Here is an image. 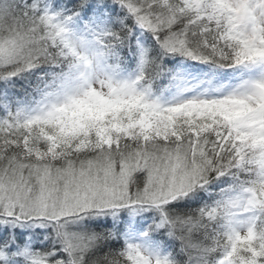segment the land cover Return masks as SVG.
<instances>
[{
    "label": "snow or ice",
    "instance_id": "1",
    "mask_svg": "<svg viewBox=\"0 0 264 264\" xmlns=\"http://www.w3.org/2000/svg\"><path fill=\"white\" fill-rule=\"evenodd\" d=\"M0 264H264V0H0Z\"/></svg>",
    "mask_w": 264,
    "mask_h": 264
}]
</instances>
